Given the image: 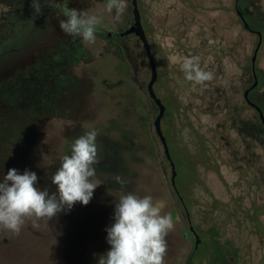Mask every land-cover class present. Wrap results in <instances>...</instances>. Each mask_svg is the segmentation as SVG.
I'll list each match as a JSON object with an SVG mask.
<instances>
[{
	"label": "rangeland",
	"instance_id": "374dc122",
	"mask_svg": "<svg viewBox=\"0 0 264 264\" xmlns=\"http://www.w3.org/2000/svg\"><path fill=\"white\" fill-rule=\"evenodd\" d=\"M100 20L96 41L65 34L53 10L39 46L0 69V180L9 168L37 174V186L56 191L51 174L75 139L97 130L99 181L87 205L76 202L52 219L26 218L19 234L0 227V264H98L110 249L106 228L121 195L151 196L170 214L165 264H187L195 237L211 242L193 264L264 263V130L242 91L252 81L256 33L236 15L235 0H138L141 22L157 64L156 94L167 105L161 122L175 164L155 132L157 114L146 85L150 66L134 34L132 7L119 22L108 0H49ZM238 7L262 41L250 99L264 111V0ZM8 10L0 4V15ZM199 56L214 73L202 85L187 81L180 64ZM119 176L124 183L117 182Z\"/></svg>",
	"mask_w": 264,
	"mask_h": 264
},
{
	"label": "clouds",
	"instance_id": "9594fccd",
	"mask_svg": "<svg viewBox=\"0 0 264 264\" xmlns=\"http://www.w3.org/2000/svg\"><path fill=\"white\" fill-rule=\"evenodd\" d=\"M35 14L42 11L41 0H31ZM127 8L126 0H108L106 10L114 11L113 20L119 22ZM59 21L61 30L84 42L96 41L100 20L85 10L65 7ZM187 81L202 85L214 79V73L201 67L199 56L185 57L180 64ZM93 129L75 139L71 154L64 155L60 166L51 174L56 191L37 186V174L25 169L19 173L9 168L0 180V227L19 234L26 218L52 219L58 213L71 209L76 202L87 205L100 184L93 181L95 165L99 163ZM117 182L124 181L117 176ZM114 222L106 228L110 249L99 256L98 264H165L168 244L166 237L174 227L170 214L161 215L151 196L134 193L121 195L115 203Z\"/></svg>",
	"mask_w": 264,
	"mask_h": 264
},
{
	"label": "trees",
	"instance_id": "16d2710c",
	"mask_svg": "<svg viewBox=\"0 0 264 264\" xmlns=\"http://www.w3.org/2000/svg\"><path fill=\"white\" fill-rule=\"evenodd\" d=\"M0 4L8 10V13L5 11L0 15V69L8 62L11 63L16 58L21 57L25 51L38 47L43 32L49 29V17L52 16V11L63 12L66 7L61 3L41 0L42 11L36 15L31 0H0ZM260 124L264 130V125L261 122ZM177 193L181 202L185 204L183 197L179 195V191ZM185 209L190 214L189 208L185 206ZM194 229L196 230L195 227ZM210 248L211 242L203 237L198 248L193 247L189 258L191 264L197 258H204Z\"/></svg>",
	"mask_w": 264,
	"mask_h": 264
},
{
	"label": "water",
	"instance_id": "95a60500",
	"mask_svg": "<svg viewBox=\"0 0 264 264\" xmlns=\"http://www.w3.org/2000/svg\"><path fill=\"white\" fill-rule=\"evenodd\" d=\"M237 2H238V0H235V10H236V13L238 14V16L240 17L244 28H246L247 30H249L251 32L256 33L258 36L256 45L253 49V53H252L251 59H250L251 60V72H252L253 82L243 90L242 95H243L245 102L256 110L258 117L260 119V122L264 125V114H263L261 107L249 98L250 90L252 88H254L258 83L257 74L255 71V62H256L258 50H259L260 45H261L262 34L259 30H255V29L250 27V25L248 24L246 19L241 14V12L238 8ZM130 4L132 7L131 11H132V19L133 20L127 28H125L123 31L120 32V34L121 35H127L130 33H133L135 36L138 37L139 41L141 42V44L145 50V54L147 56L149 66H150V77H149L147 85H146V90H147L148 96L150 98H152L153 101L155 102V104L158 106V112H157L156 116L154 117L153 125H154L155 132H156V134H157V136L161 142V145L163 147L164 155H165L166 159L169 161V164L171 167L170 182H171V185L173 186V188L175 189V191L177 193L178 190H177L176 183H175V176H176L175 164L172 160V157H171V154L169 151V147H168V144L166 141V137H165V135L161 129V125H160L161 124V118H162L164 111H165V106L162 103L161 99L157 96V94L154 90V83L156 82L157 75H158L157 64H156V61H155L154 56L152 54L150 43L147 39V36L145 34V30H144L142 22H141V14H140V10L138 7V0H130ZM186 216H187V220L189 223V229L195 237L194 248L196 249L198 247L199 243L201 242V238H200V235L194 229L193 225L191 224V220H190V216H189L188 212L186 213ZM187 264H190V263L188 262Z\"/></svg>",
	"mask_w": 264,
	"mask_h": 264
},
{
	"label": "flooded vegetation",
	"instance_id": "af4514ba",
	"mask_svg": "<svg viewBox=\"0 0 264 264\" xmlns=\"http://www.w3.org/2000/svg\"><path fill=\"white\" fill-rule=\"evenodd\" d=\"M239 1V0H238ZM237 5H238V2H237ZM234 7H235V2H234ZM239 8V7H238ZM240 10V9H239ZM235 12H236V10H235ZM241 12V11H240ZM242 14V13H241ZM236 15L238 16V14L236 13ZM243 15V14H242ZM244 17V16H243ZM238 18L240 19V17L238 16ZM245 18V17H244ZM240 21H241V19H240ZM247 21V20H246ZM241 23H242V21H241ZM242 26H243V24H242ZM244 27V26H243ZM246 29V28H245ZM247 30V29H246ZM249 31V30H248ZM130 34H133V33H130ZM106 35L107 36H118V37H121V36H124V35H121L120 34V32H114V33H112V32H107L106 33ZM128 35V34H127ZM138 38V37H137ZM151 46V45H150ZM151 50H152V48H151ZM154 56V55H153ZM155 59V58H154ZM155 84V83H154ZM251 91V90H250ZM243 92V91H242ZM250 93V92H249ZM158 96V95H157ZM159 97V96H158ZM150 98V97H149ZM160 98V97H159ZM242 98H243V95H242ZM249 98H250V96H249ZM161 99V98H160ZM150 100H151V102L156 106V108H157V112H158V106L155 104V102L153 101V99L152 98H150ZM243 100H244V98H243ZM161 101H162V99H161ZM253 101V100H252ZM244 102H245V100H244ZM162 103L164 104V106H165V111H166V109H167V105L162 101ZM246 103V102H245ZM256 103V102H255ZM247 104V103H246ZM248 105V104H247ZM248 106H250V105H248ZM251 107V106H250ZM253 108V107H252ZM165 111H164V114H163V116H162V118H161V122H162V119L164 118V115H165ZM161 125V124H160ZM161 129H162V127H161ZM163 131V130H162ZM180 198V197H179ZM186 213H187V211H186ZM189 214V213H188ZM194 227V226H193ZM196 232L198 233V231L196 230ZM201 239H202V237H200ZM201 243V242H200ZM200 243H199V245H200ZM198 245V246H199ZM198 248V247H197ZM190 264H191V261H188Z\"/></svg>",
	"mask_w": 264,
	"mask_h": 264
}]
</instances>
